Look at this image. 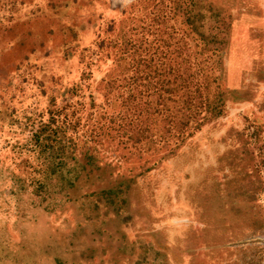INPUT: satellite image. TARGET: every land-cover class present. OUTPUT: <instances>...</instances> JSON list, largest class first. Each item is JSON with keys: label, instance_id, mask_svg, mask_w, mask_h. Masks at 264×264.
Wrapping results in <instances>:
<instances>
[{"label": "rangeland", "instance_id": "obj_1", "mask_svg": "<svg viewBox=\"0 0 264 264\" xmlns=\"http://www.w3.org/2000/svg\"><path fill=\"white\" fill-rule=\"evenodd\" d=\"M21 1L0 0V20L27 28L35 8ZM216 1L232 16L221 83L225 103L219 117L209 121L199 108L183 143L155 136L156 146L150 145L149 133L136 148L128 137L134 135L128 124L136 117L130 95H146L150 88L144 87L146 81L142 89L131 84L142 68L128 73L129 57L120 50L147 26L144 14L153 8L145 0H84L76 6L79 12L65 8L62 17L75 12L82 23L71 45L70 34L59 31L63 34L43 55L36 48L40 53L31 58V68L8 75L11 68L0 65V102L5 86L17 84L25 91L15 114L20 124L46 112L50 95L62 103L67 92L78 89L84 106L77 116L80 129L91 120L99 124V117L106 131L90 146H96L92 152L99 167L81 172L66 194L59 187L44 195L42 203V185H52L53 191L57 173L47 166L43 172L25 167L23 161L33 158L30 149L12 152L28 131L18 134L5 126L0 131V158L10 167L0 180V264H264V0ZM175 4L169 0L164 15L172 16ZM56 8L53 19L62 12ZM143 8L148 9L141 14ZM146 37V44L153 43L151 35ZM159 47H151L156 61L169 51L161 55ZM150 57L138 55L136 61ZM110 91L116 99H105ZM177 122L187 121L181 115ZM132 179L128 205L120 208L116 200L107 206L102 193L125 189ZM64 196L72 201L64 202Z\"/></svg>", "mask_w": 264, "mask_h": 264}, {"label": "trees", "instance_id": "obj_2", "mask_svg": "<svg viewBox=\"0 0 264 264\" xmlns=\"http://www.w3.org/2000/svg\"><path fill=\"white\" fill-rule=\"evenodd\" d=\"M25 1L35 8L34 18L30 17L26 22L27 28L26 25L23 28L19 21H16L13 26L9 22L6 24L4 20H0V65L11 68L8 69L10 71L8 75H12L22 66L31 68V58L44 50L40 53L43 55L48 47L55 45L54 37L63 34L59 31L70 34L67 37L69 38L67 44L71 45L73 40L79 36L76 27L82 24L75 12L63 17L62 15L65 8L68 10H73V7L78 9L76 6H79L84 0ZM145 1L153 8V14L146 13L148 8H143L141 12V14L146 13L143 21L147 22V26L142 28L140 34L134 35L141 36V39L137 41L134 40L133 35L129 36L123 42L120 50L127 58L129 57L126 64L128 73H131L134 67L142 68L143 74H140L138 78L133 77L131 84L135 83L138 88L142 89L143 83L146 81L144 87L150 88V93L146 95L143 93L138 96L130 95L133 116L136 117L128 124L132 126L134 135H128V137L129 140L136 143V148L143 145L144 140L148 139L149 133L150 145H154L152 142L155 143V136L166 142H185L187 139L184 134L185 130L199 108L200 112L204 110L201 114L206 121L219 117L226 94V90L223 91L221 86L224 61L226 51L231 45L229 24H231L232 16L218 5V1L174 0L176 3L175 12L172 16L164 15L167 9L166 3L169 0ZM21 2L23 3V0ZM34 2L35 4H33ZM35 5L40 6L39 10L42 9L40 14H36ZM148 5L147 7H149ZM54 8H56L55 11L59 12V9L62 11L61 14L59 12L58 19H53ZM170 22L179 28L174 26L169 28L167 23ZM29 27L31 29H28ZM39 29H41V33ZM146 35H151L153 43H145ZM67 38L57 39L66 43ZM34 39L40 42L38 47L33 45ZM163 39L165 40L162 41ZM153 45L163 46L159 47L161 55L162 51L169 47V51L163 54L166 60L160 58L159 61H156V52L153 53L151 49ZM138 55L151 57L147 61L138 63L136 61ZM40 68L43 69L44 66L41 65ZM103 83L105 84L102 85ZM103 83L100 86L106 87V80ZM22 92L25 91L17 84L4 87L5 99L0 102V131L4 130V126L18 134L28 131L26 141L16 143L11 148L12 152L15 153L16 150L19 154L30 149L32 152L30 156L33 158L31 160L26 158L23 161L25 167L43 172L45 171L44 167L47 166L51 172L57 173L58 176L52 178L57 183L53 191L50 190L52 185L50 188H47L46 183L42 185V189L45 188V192L41 194L42 203L47 198L44 195L51 196L52 193L59 190V187L62 192L73 187L81 172L92 170L100 163L98 156L92 152L96 146H90L97 144L99 135H103L106 131H104L105 127L102 126L99 117V124L91 120L89 124L86 123L83 126L82 129L86 131V134L80 129L81 119L77 116L82 113L84 106L80 104L78 89H74L71 93L67 92V97L62 103L57 100L54 94L50 95L47 100L46 112L42 111L37 115L34 113V115L28 116L27 123L20 124L15 114L19 110L17 108L23 103L20 99ZM25 95L23 93L22 97L25 98ZM104 97L108 100V97L116 99L117 96L114 92L111 96L110 91ZM150 97H152L150 100L146 99ZM93 105L95 102H91L90 108ZM181 115L187 121L185 125L177 122ZM42 117L46 119L43 121ZM27 126L30 127L29 130H27ZM154 126L157 127L156 129L161 127L166 131L154 133V128H152ZM184 126L186 127L184 128ZM71 131H74V134H69ZM78 132L81 136L78 135ZM149 149L152 147L150 146ZM32 161L33 164H31ZM6 163L5 159L1 157L0 180L2 182H4L3 175L10 168L9 165H5ZM21 165L22 162L19 166ZM106 167L108 166L103 165V168ZM103 173L101 172V177ZM14 180L17 179L14 178ZM133 181V179L127 181L125 189L117 187L103 192L102 195L105 197L104 201L108 204L107 206L115 205L116 200L121 203L120 208L127 206L130 200L128 190L131 185L129 186V183ZM66 193L64 192V194ZM124 195L127 197L123 198ZM70 200L65 197L64 202H70Z\"/></svg>", "mask_w": 264, "mask_h": 264}]
</instances>
